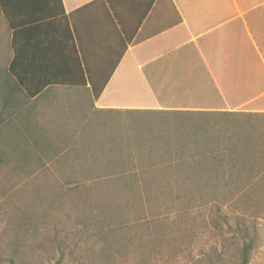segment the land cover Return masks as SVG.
Returning <instances> with one entry per match:
<instances>
[{
    "label": "rangeland",
    "instance_id": "rangeland-1",
    "mask_svg": "<svg viewBox=\"0 0 264 264\" xmlns=\"http://www.w3.org/2000/svg\"><path fill=\"white\" fill-rule=\"evenodd\" d=\"M3 51L0 45V112L6 97ZM78 97L71 90H50L34 101L18 94L7 106L10 119L0 130V150L10 162L0 168L4 258L14 231L32 221L41 222L48 236L68 239L66 254L74 262L67 257L64 264H206L213 247L221 250L235 238L242 219L255 239L249 264H264V114L212 115L219 142L209 146L203 139L198 148L154 152L153 161L168 168L162 173L143 169L151 159L133 143L148 136L142 124L148 116L93 111ZM170 133L160 126L156 135ZM180 135L183 143L190 137L189 131ZM169 138L175 140V133ZM177 155L187 157L182 167ZM199 169L214 177L210 183ZM109 229L119 230L125 243L104 259L94 245Z\"/></svg>",
    "mask_w": 264,
    "mask_h": 264
},
{
    "label": "crops",
    "instance_id": "crops-1",
    "mask_svg": "<svg viewBox=\"0 0 264 264\" xmlns=\"http://www.w3.org/2000/svg\"><path fill=\"white\" fill-rule=\"evenodd\" d=\"M5 1L10 12L39 18L20 32L27 76L85 82L49 86L37 99L50 90H71L82 104L105 113H228L214 73L228 93L254 90L248 65L239 62L233 46L218 48L222 35L213 34L237 19L264 65V0ZM12 39L0 10L5 72L14 60Z\"/></svg>",
    "mask_w": 264,
    "mask_h": 264
},
{
    "label": "trees",
    "instance_id": "trees-1",
    "mask_svg": "<svg viewBox=\"0 0 264 264\" xmlns=\"http://www.w3.org/2000/svg\"><path fill=\"white\" fill-rule=\"evenodd\" d=\"M58 1L61 4V0ZM8 5L9 3H7L5 0H0V10L3 13L5 19L7 20L9 27L11 28V30H13V39L11 42V47L14 51V60L11 63L9 69L5 72L6 97H4L3 110L0 112V130L2 128L4 129L6 125V119H10V116L7 114V106L10 103L18 100V98H16V95H24L27 100H36L39 96H41V93L49 86L85 87L84 81H81L79 83L74 80H68L59 83H52L50 80L47 79H31L27 76V72L25 70L27 64L24 57V46L20 40V32L27 27V24H33V22L38 23L39 18L37 17L36 19L27 20V14L18 15L16 13L10 12ZM62 21L64 22V25L66 27L68 22L65 15H63ZM213 34L222 35V42L217 44L218 48L225 47V45H229V47L230 45L233 46V52L238 55L239 62H241L244 66L248 65L250 76L254 79V90H252L250 93H228L226 92V88L224 87V85H222V81H220L218 75L214 73L215 78L222 91V95L230 108V111L225 114H230L232 117H235V115L238 114H264V65L258 53L256 52L255 47L253 46L250 40V37L248 36L244 22L241 19L234 20L226 26L218 29ZM201 43L202 40L197 41L199 48L202 50ZM203 54L206 60H208L210 68L214 72V66L210 62V57L204 51ZM246 90V88L243 89L244 92ZM127 112L146 115L150 118L142 122L143 126L146 127L148 134L145 141H133V143L136 144L139 142V146H141L143 151H147V156H149L151 159L149 160L147 158L148 160L143 161V169L145 167L157 168V171L162 173L163 169H168L166 168V166H164L163 163H161L163 162L162 160L158 164L153 161L154 159H152V157L155 156L154 152L159 154L161 150L168 151V148L171 149L172 146L174 148H177L179 146H185L190 149L189 146L192 145L194 148H198V145L205 143L204 141H202L203 139L208 140L207 145L209 144V146H211V144L215 145L216 142H219L217 136H215L217 134V131L213 128L215 126L214 124H212V120H209V117L214 114L217 115L220 113H178L163 111ZM160 126L165 127L167 133H171L168 135H156L157 132H160ZM157 129H159V131ZM207 130L209 134H211L210 130H213L214 134L207 138L205 136H199L201 133L206 134ZM188 131L190 133V137L184 143H188L189 145L184 144L182 142L180 135L181 133ZM172 132L175 133V140L169 138ZM161 133L166 132L164 131ZM129 140L131 141V139ZM145 142L149 143L148 146H146ZM162 154L163 153H160V156ZM212 155L213 157H216V154ZM184 158L187 157H176L175 160L177 162L179 161V165L177 167H182V164H180V162ZM172 159L174 158H170L169 161L174 164L175 162L172 161ZM197 162L199 163V160ZM9 164L10 162L9 158L7 157V153L2 152L0 150V168L8 167ZM199 171L200 176L206 177L204 175H207L208 181L206 180V183H210V181L214 178H211L212 175L210 173H207L206 170L199 169ZM164 179L167 178L165 177ZM185 208L188 209V206L186 205ZM25 224L27 225L24 231H14V237L10 239V250L7 254V257L4 258L0 254L1 264H64L67 257L74 262L73 254L71 253V257H69L70 254H66L68 244L67 238L65 240H58L56 235L51 234L48 236L47 234H45L42 226L43 224H41V222L40 224L38 223L36 225V223H33L32 221H27V223ZM244 226V221L241 219L237 225V231H235V238L229 239L228 242L226 241V239L222 245L221 250H217V248L213 247L208 253L206 259H204L205 263L249 264L250 257L254 249L255 239L251 236L249 230H247ZM30 229H33L34 232L31 233V231H29ZM118 231L119 230L116 229H109L106 235H101L103 243L99 242L94 245L95 247L100 248V255L104 259L111 258L110 253L113 250L114 245L124 246L125 242L124 240L122 241L121 238H119ZM23 232L29 233L27 234V237H21V235H19ZM100 233H98V235ZM29 241H32V243L34 241L35 247L34 245L30 246ZM236 246L237 250L235 251V253H232V247L234 248ZM45 248L46 250H44ZM97 248L95 251H97ZM36 251L44 252L47 255L36 254Z\"/></svg>",
    "mask_w": 264,
    "mask_h": 264
}]
</instances>
